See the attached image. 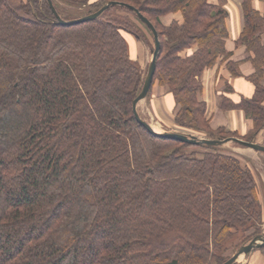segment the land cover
<instances>
[{"label":"trees","instance_id":"16d2710c","mask_svg":"<svg viewBox=\"0 0 264 264\" xmlns=\"http://www.w3.org/2000/svg\"><path fill=\"white\" fill-rule=\"evenodd\" d=\"M52 2L66 22L109 2L138 10L158 34L152 88L173 95L175 125L208 139L236 136L211 128L199 98L202 75L220 60L241 76L226 49L227 0ZM252 2H243L237 45L255 93L221 104L252 122L248 142L264 130V14ZM169 15L180 18L166 25ZM137 22L112 6L62 26L47 0H0V264H224L262 233L249 167L223 147L157 137L136 121L146 73L124 35L154 46Z\"/></svg>","mask_w":264,"mask_h":264},{"label":"crops","instance_id":"0c3cea01","mask_svg":"<svg viewBox=\"0 0 264 264\" xmlns=\"http://www.w3.org/2000/svg\"><path fill=\"white\" fill-rule=\"evenodd\" d=\"M91 1L95 2L97 0ZM209 1L212 4H218V0ZM243 2L244 0H227L226 2V9L229 12L227 25L230 34L229 39L226 41V49L228 52L232 53L231 60L239 63L241 76L231 77L226 69V64L220 60L215 68L206 70L202 75L201 80L204 88L199 97L201 101L207 103V115L214 128H227L230 131L237 132L241 136L247 135L252 130V122L246 118L242 111L222 110L221 104L224 98L231 100L233 103H239L241 98H252L255 93V87L248 79V77L254 72L253 66L246 60L247 52L245 47L237 45L245 24ZM252 3L256 10L264 14V1L253 0ZM179 18V15H169L163 18V22L166 25H169L173 20ZM124 36L126 41L128 40L132 43L133 48L130 53L131 58L138 61L140 64L143 63L145 46L137 41L134 36H132L131 39L128 38L129 35ZM147 100H149L150 107L153 109V114L156 119H160V123L163 125L174 128L176 104L174 97L169 92L168 88L161 87L158 84L155 85L152 90L151 98L146 99L144 102H147ZM141 104H139V107ZM153 128L155 129V127ZM255 141V143L264 146V130L258 134ZM239 159L244 166L249 167L254 173L259 187L260 200L264 206L263 190L254 168L249 163H243V159ZM254 259L257 262H254V264H264V257L259 253L255 255Z\"/></svg>","mask_w":264,"mask_h":264},{"label":"water","instance_id":"95a60500","mask_svg":"<svg viewBox=\"0 0 264 264\" xmlns=\"http://www.w3.org/2000/svg\"><path fill=\"white\" fill-rule=\"evenodd\" d=\"M47 1L49 3V6L51 7L52 11L54 12V14L57 16L59 24L62 26H70V25H76V24L94 21L95 19H97L99 16H101L110 7L120 6V7L127 8V9L131 10L133 13H135V15L138 17V19L146 27H148V29L152 32L153 39H154V50L152 51V59H151V62L149 64V67H148V72H147V75L145 77L143 89H142L140 95L133 102V112H134L136 121L141 126H143L150 134L155 135L157 137L182 142V143L189 144L192 146L205 145L208 147H224L230 143H235V144H238V145L243 146L245 148L252 149L256 152L264 153V146L259 145L257 143H253V142L243 141V140H240L238 138H232L231 137V138H225V139H222V138L208 139V138H200L198 136L191 135V134L187 135V134L180 133V132H172V131L157 132L150 124H148L146 121H144L140 117V115L138 113V106L142 101H144L148 97V95L151 91L153 81H154V76H155L156 69H157V60H158V57L160 55L161 47H160V43L158 40V34H157L156 29L138 10H136L135 8L130 7L128 5L122 4V3L109 2L105 6H103L98 12H96L92 15H88V16H85L81 19H77L74 21L66 22L58 16L52 0H47ZM262 247H264V234L255 237L249 244L242 246L238 250V252L235 253L224 264H235L241 256H246V255L250 254L252 251L260 249Z\"/></svg>","mask_w":264,"mask_h":264},{"label":"rangeland","instance_id":"374dc122","mask_svg":"<svg viewBox=\"0 0 264 264\" xmlns=\"http://www.w3.org/2000/svg\"><path fill=\"white\" fill-rule=\"evenodd\" d=\"M60 5L62 7H66V8H69V9L71 8V7L65 6L63 4H60ZM142 25H140L141 29L145 32V35L147 36V40H150V43L152 44L153 39H152V37L150 35V33L152 34V32L149 31V29H147L146 26H144V25L142 26ZM125 35H129V37H128L129 39H131V37L133 36L131 34H125ZM127 43L129 44V51L131 53L132 48H133L132 47V43H131V41H128V40H127ZM141 43L145 46V55L143 57V60H144L143 63H141V64L139 63V64L141 65L142 69L144 70V72L147 75L148 67H149V64H150L151 59H152V51L154 50V46H153V44L152 45H149V44H146L144 42H141ZM161 87H163V86H161ZM152 90H153V88H152ZM152 90H151V94L148 95V97L146 99H150L151 98V96H152ZM144 101L141 102L142 104L140 103L141 104L140 107L138 106V113H139L140 117L144 121H146L151 126L155 127L156 131L180 132V133H184V134H187V135H190L191 134V135L198 136L200 138H206V134H204V133H198V132L189 131L187 129H181L177 125H175L174 128H171V127H169L167 125H163L162 123H160V119H156L155 115L153 114V109H151V107H150L149 100H147V102H144ZM227 111H236V110H227ZM169 128H171V129H169ZM211 128L215 131V130H217L220 127L214 128L212 126V124H211ZM224 130L227 131V132H230L232 134L234 133L236 135V136H229L228 138H231L232 137V138H238L240 140L246 141V140H244L242 138L244 136L239 135L237 132L230 131L227 128H224ZM217 138H220V137H217ZM255 142L256 141H254L253 143H255ZM191 150L193 151L195 149H190L189 151H191ZM223 152L224 153H227V154H230V155H233V156L237 157L238 159L241 158V159H243V163L246 162V163H249V164L252 165V167L254 168V170H255V172H256L259 180H260V184H261V187H262V190H263V195H264V154L261 153V152H256V151H254L252 149L245 148V147L240 146V145L235 144V143H231V144H228V145L224 146L223 147ZM199 153H201V152L199 151ZM263 234H264V224L262 226V233L260 235H263ZM238 250L239 249H236V250L235 249L234 250L232 249L231 251H229V253L227 255L231 258L235 253L238 252ZM258 253L262 257H264V254L261 251H258V249H257V250L252 251L250 254H248L246 256H241L239 258V260L235 264H254V262L257 263L255 261L254 257Z\"/></svg>","mask_w":264,"mask_h":264}]
</instances>
